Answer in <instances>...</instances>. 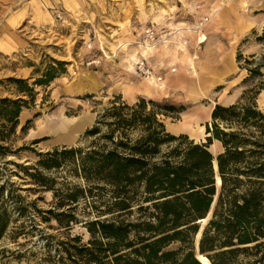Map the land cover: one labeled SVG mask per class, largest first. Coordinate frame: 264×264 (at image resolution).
Returning <instances> with one entry per match:
<instances>
[{
	"label": "rangeland",
	"instance_id": "obj_1",
	"mask_svg": "<svg viewBox=\"0 0 264 264\" xmlns=\"http://www.w3.org/2000/svg\"><path fill=\"white\" fill-rule=\"evenodd\" d=\"M198 29L208 38L205 43H198ZM149 31L154 32L152 41ZM263 37L264 0H0V100L29 103L13 131L4 128L0 118V134L7 136L0 141V212H5L7 222L0 239V264H73L74 257L63 250L55 255L57 243L75 244L72 239L77 236L80 244L88 243L91 235L85 224L99 219L88 214L83 199L55 210L78 218L70 227L48 214L59 199L28 176L36 171L38 153L88 147L92 139L85 138L86 132L113 103L132 106L142 99L163 110L175 106L177 112L161 117L167 131L205 143L216 105L236 104L246 91L260 89L255 104L264 112V68L258 77L247 71L264 59V42L259 41ZM57 62L66 64V73L49 86H35L50 66L59 68ZM141 62L151 76L142 73ZM151 79L157 88L148 85ZM16 80L34 88L33 100L18 91ZM162 83L166 86L158 90ZM81 117L88 121L76 140L61 139L73 119ZM185 121L193 129L204 127V135L193 136L183 128ZM222 150L216 141L210 146L216 156ZM71 169L41 171L57 178V188L71 192L76 185L84 186ZM102 197L108 199V193L102 192ZM216 201L217 197L213 211ZM209 221L204 227L199 224V231L203 233Z\"/></svg>",
	"mask_w": 264,
	"mask_h": 264
},
{
	"label": "trees",
	"instance_id": "obj_2",
	"mask_svg": "<svg viewBox=\"0 0 264 264\" xmlns=\"http://www.w3.org/2000/svg\"><path fill=\"white\" fill-rule=\"evenodd\" d=\"M259 41L264 42V37ZM56 64L59 68L50 66L34 85L49 86L66 73L64 62ZM262 68L264 59L247 71L250 77H258ZM16 83L21 94L34 99V88L23 80ZM260 92L246 91L238 103L227 107L216 105L205 143L167 131L161 117L177 112L175 106L163 110L142 99L132 106L113 103L86 132L85 138L92 139L88 147L38 153L36 171L28 176L59 199L48 214L70 227L78 218L55 210L83 199L88 214L99 218L85 224L91 235L88 243L80 244L79 236L72 245L58 242L55 255L63 250L74 257L73 264H201L194 246L197 223L207 217L217 197L199 253L211 264H264V112L255 104ZM250 93L252 97L245 99ZM28 105L23 99H1L2 126L16 129ZM6 140L0 134V141ZM214 141L223 149L216 158L210 151ZM214 160L222 181L220 193ZM67 166L84 181V186L76 185L71 192L64 184L65 189L57 188V178L41 171L59 172ZM102 192L108 193V199ZM5 216L0 212V239L7 227ZM173 244L180 246L170 249ZM55 255L49 251V257Z\"/></svg>",
	"mask_w": 264,
	"mask_h": 264
},
{
	"label": "bare ground",
	"instance_id": "obj_3",
	"mask_svg": "<svg viewBox=\"0 0 264 264\" xmlns=\"http://www.w3.org/2000/svg\"><path fill=\"white\" fill-rule=\"evenodd\" d=\"M212 23H215V21L213 20ZM195 31L194 29H191V28H186V31L187 32H192V31ZM196 33L199 35V41L198 43H205L207 41V37L200 33V29H198L196 31ZM145 49H149L150 48V45L147 43L146 46H144ZM145 51L144 53H148V51ZM195 76H198L197 74H195ZM154 79H151L149 82H148V85L150 87H153V88H157V84H155V82L153 81ZM166 85L164 83L161 84L160 88L158 87V90L164 88ZM213 109V108H212ZM24 117H26V115H24ZM67 119V118H66ZM87 119L85 117H81L79 119H73V125L71 126V130H68L67 132H65L64 134H61L59 135V137L63 140H66V142H74L76 140V134L77 132L80 130V128L85 125L87 123ZM183 125V128L185 129H188L190 132H192L193 136H195L196 138H199L201 136L204 135V127L202 126H197L195 129L192 128V126L188 123V121H185L182 123ZM44 127V123H42L40 125V128H43ZM209 136V134H207ZM213 153H216V150H213ZM214 165H215V168L217 167V162L216 160H214ZM222 186V181H221V178L220 176L217 174L216 176V187L217 188H220ZM214 206V204H213ZM212 212H213V209L211 208V210L209 211L207 217H205L204 219H201L198 221V223L200 225H204L210 220L211 218V215H212ZM202 227V228H203ZM201 236H202V229L198 232L197 236L195 237V244L196 246L198 245V243L200 242L201 240ZM197 257L199 258L201 264H211V262L209 261V259L207 257H205L204 255H197Z\"/></svg>",
	"mask_w": 264,
	"mask_h": 264
},
{
	"label": "built area",
	"instance_id": "obj_4",
	"mask_svg": "<svg viewBox=\"0 0 264 264\" xmlns=\"http://www.w3.org/2000/svg\"><path fill=\"white\" fill-rule=\"evenodd\" d=\"M147 34H148V36H147L148 37V40L152 41L153 40V36H154V32L153 31H149ZM140 69H141V71H142V73L144 75L151 76V71L149 69H146V66L144 65L143 62H141V64H140Z\"/></svg>",
	"mask_w": 264,
	"mask_h": 264
},
{
	"label": "water",
	"instance_id": "obj_5",
	"mask_svg": "<svg viewBox=\"0 0 264 264\" xmlns=\"http://www.w3.org/2000/svg\"><path fill=\"white\" fill-rule=\"evenodd\" d=\"M210 127H211V125H210ZM208 137V136H207ZM214 155V154H213ZM216 155H214V157H215ZM213 164H215L214 162H213ZM214 170H215V173H216V176H217V171H218V167H216L215 168V165H214ZM216 176H215V178H216ZM212 209H213V206H212ZM197 224H199V223H197ZM196 253H197V255H201L200 253H199V243H198V245L196 246ZM197 255H196V258L199 260V258L197 257ZM200 261V260H199Z\"/></svg>",
	"mask_w": 264,
	"mask_h": 264
},
{
	"label": "crops",
	"instance_id": "obj_6",
	"mask_svg": "<svg viewBox=\"0 0 264 264\" xmlns=\"http://www.w3.org/2000/svg\"><path fill=\"white\" fill-rule=\"evenodd\" d=\"M234 104V102H231L229 105H232ZM205 129V128H204ZM205 133H206V130H205ZM207 134V133H206ZM205 137H207V135H205ZM195 140V139H194ZM218 143V142H217ZM219 144V143H218ZM220 145V144H219Z\"/></svg>",
	"mask_w": 264,
	"mask_h": 264
}]
</instances>
